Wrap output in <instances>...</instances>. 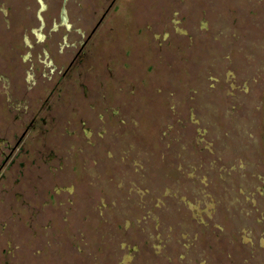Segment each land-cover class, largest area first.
I'll return each instance as SVG.
<instances>
[{
	"label": "rangeland",
	"instance_id": "obj_1",
	"mask_svg": "<svg viewBox=\"0 0 264 264\" xmlns=\"http://www.w3.org/2000/svg\"><path fill=\"white\" fill-rule=\"evenodd\" d=\"M0 264H264V0H0Z\"/></svg>",
	"mask_w": 264,
	"mask_h": 264
},
{
	"label": "flooded vegetation",
	"instance_id": "obj_2",
	"mask_svg": "<svg viewBox=\"0 0 264 264\" xmlns=\"http://www.w3.org/2000/svg\"><path fill=\"white\" fill-rule=\"evenodd\" d=\"M71 65H72V62L69 64L68 68H70V67H71Z\"/></svg>",
	"mask_w": 264,
	"mask_h": 264
}]
</instances>
